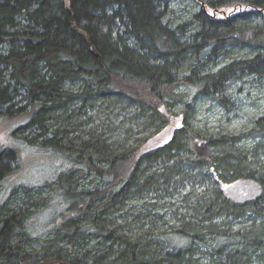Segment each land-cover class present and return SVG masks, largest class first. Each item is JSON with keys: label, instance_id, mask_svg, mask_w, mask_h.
Instances as JSON below:
<instances>
[{"label": "trees", "instance_id": "1", "mask_svg": "<svg viewBox=\"0 0 264 264\" xmlns=\"http://www.w3.org/2000/svg\"><path fill=\"white\" fill-rule=\"evenodd\" d=\"M88 109L108 136L82 128ZM205 109L226 126L200 127ZM0 114L69 167L45 184L64 200L50 220L36 223L48 202L31 188L0 202V264H264V0H0ZM177 115L161 146L113 138ZM16 163L0 150V185ZM201 168L212 183L192 202L158 199ZM235 182L256 192L236 200L222 188ZM131 199L140 234L121 218Z\"/></svg>", "mask_w": 264, "mask_h": 264}, {"label": "rangeland", "instance_id": "2", "mask_svg": "<svg viewBox=\"0 0 264 264\" xmlns=\"http://www.w3.org/2000/svg\"><path fill=\"white\" fill-rule=\"evenodd\" d=\"M248 105H250L248 103ZM78 106V107H77ZM81 103H77L75 108H79ZM261 109H258L253 106H249L248 113L249 115H255ZM117 110V109H116ZM114 110V111H116ZM118 111V110H117ZM181 111L180 106L175 107V112L179 114ZM3 112V110H2ZM103 109H98L96 111H91L88 109V116L82 117V128L85 130L88 129H96L97 132L105 134L108 136V127L112 126L109 120L106 118ZM134 109H129L127 113L128 122L135 121L139 124L142 123V120L135 115ZM215 113V112H214ZM214 114H208L206 109L201 112L199 116L195 117V122H200V127H225L228 123L226 119L221 118V122H216L213 117ZM89 117V118H88ZM134 118V119H130ZM172 123L167 125L164 129L159 130L155 133V128H147L146 126H129L126 125L116 134L113 133L114 139L124 140L125 147L128 149H152L156 146H161L167 143L172 135L174 129H176L181 123V117L176 116L173 117ZM23 120L4 117L0 114V150L7 151L8 149H13L17 156L16 169L14 172L8 174L6 178L0 185V202L9 196V194L17 189V197L22 196V190L26 188H31L33 194V199H45L48 203L46 209H40L38 212V216L36 217V223L46 222L52 218L53 215H57L63 211V197L61 195L52 196L53 192L49 187L45 186V184H50L53 180H55L56 176L59 173H64L69 168L65 163V160L54 157L51 153L46 150L39 149L36 145H30L26 142L33 138V135L30 134L26 129H19V125L23 124ZM241 124H244V121L233 122L231 130L238 131L241 128ZM109 125V126H108ZM142 125V124H141ZM41 139H39L40 141ZM123 142V141H122ZM149 162H147L148 165ZM146 164V163H145ZM159 163L151 162L149 167L151 168H159ZM199 176L195 177L194 174H198ZM201 174V175H200ZM186 180H184L183 184L178 189H171L169 191V195L164 192L157 194L158 199L168 202H173L177 207L183 208L184 204L190 198V202H192V198L196 194H200L203 192L210 184L212 183L206 180L210 175L205 171L204 168L200 170H196L193 172V175L187 174ZM85 177H83L84 179ZM85 182L91 183V186L96 184L97 182L92 179V177L85 178ZM222 188L227 191L234 199L243 200L250 196H252L256 190L251 183L244 182H235L231 185H222ZM152 198L154 197L153 194ZM186 195L187 198H183ZM191 195V196H190ZM142 201H145L142 199ZM136 200L131 199L127 201V205L124 209V212L121 213V218H126L127 225L129 226L132 233L140 234L144 230H148L151 228L150 222L146 219H143L146 213H141V207L137 205ZM188 202L187 204H189ZM127 212V214L125 213ZM169 215V214H168ZM141 217V218H140ZM150 218L157 222V217H153L150 215ZM40 220V221H38ZM162 223L157 224L156 229L160 227ZM165 227H169L173 225L172 219L167 217L165 219ZM53 264V263H46ZM56 264V263H55Z\"/></svg>", "mask_w": 264, "mask_h": 264}]
</instances>
